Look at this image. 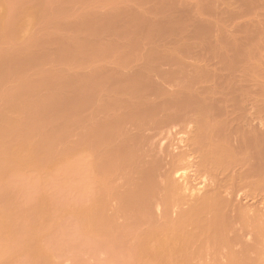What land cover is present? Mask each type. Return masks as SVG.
I'll list each match as a JSON object with an SVG mask.
<instances>
[{
    "label": "rangeland",
    "instance_id": "374dc122",
    "mask_svg": "<svg viewBox=\"0 0 264 264\" xmlns=\"http://www.w3.org/2000/svg\"><path fill=\"white\" fill-rule=\"evenodd\" d=\"M0 264H264V0H0Z\"/></svg>",
    "mask_w": 264,
    "mask_h": 264
}]
</instances>
